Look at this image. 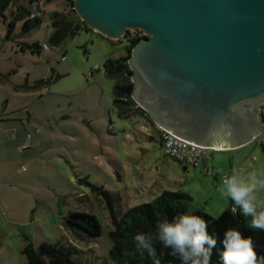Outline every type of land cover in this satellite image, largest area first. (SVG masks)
I'll return each mask as SVG.
<instances>
[{
	"label": "rangeland",
	"instance_id": "obj_1",
	"mask_svg": "<svg viewBox=\"0 0 264 264\" xmlns=\"http://www.w3.org/2000/svg\"><path fill=\"white\" fill-rule=\"evenodd\" d=\"M17 4L30 8L27 0H16L0 20V264H26L25 235L35 248L42 242L71 246L77 261H110L109 210L83 178L113 195L117 215L169 189L185 191L191 208L217 216L228 204L222 176L233 168L246 175L263 171L264 131L239 147L213 150L205 172L164 154L144 112L118 114L114 80L103 64L126 55L139 30L110 39L76 17L81 27L50 45L51 14H76L70 0H53L39 2L37 26L23 32L18 21L7 38L6 22ZM33 42L48 49L19 48ZM42 79L48 82L38 85ZM77 210L97 217L98 236L67 225V215Z\"/></svg>",
	"mask_w": 264,
	"mask_h": 264
},
{
	"label": "water",
	"instance_id": "obj_2",
	"mask_svg": "<svg viewBox=\"0 0 264 264\" xmlns=\"http://www.w3.org/2000/svg\"><path fill=\"white\" fill-rule=\"evenodd\" d=\"M110 39L144 37L127 62L131 97L158 126L199 146L239 147L263 130L264 0H72Z\"/></svg>",
	"mask_w": 264,
	"mask_h": 264
},
{
	"label": "trees",
	"instance_id": "obj_3",
	"mask_svg": "<svg viewBox=\"0 0 264 264\" xmlns=\"http://www.w3.org/2000/svg\"><path fill=\"white\" fill-rule=\"evenodd\" d=\"M15 1L0 0V20H4L6 9ZM40 1L48 3L53 0H27L30 8L22 4L15 6L6 22L7 38H9L18 21H22L21 29L23 32L32 29L42 21L41 11L38 9ZM70 1L72 2V0ZM33 13L34 15H32ZM76 17H78L77 14H74L73 17H66L53 12L49 21L48 43L56 46L63 42L66 37L73 35L81 27ZM81 22L86 28L88 27L82 20ZM142 37L144 35L141 34V31H137L126 46V55L117 59L108 58L103 64L105 74L114 80L112 104L122 117L133 114L137 110L144 112L149 117L131 97L133 84L130 78L131 69L127 62L132 46ZM19 48L23 51L28 49L31 53H39L42 46L37 42L21 43ZM45 82H48V79L39 80L37 83L39 85ZM155 127L161 145L160 130L156 125ZM83 180L90 184L92 189L99 191L98 193L105 198L112 222V229L109 231L112 242L108 251L110 261L95 264H155L156 260H159L160 264H179V257L173 255L171 249L164 247L155 237L156 225L159 219L164 217L171 219L173 215L189 209H192L194 214L203 217L208 223L209 233L215 235L217 243L212 250L213 260L218 261L219 259L220 252L223 249L221 243L223 232L229 227H238L245 235L251 236L258 256L264 255V230L252 228L250 226L251 217L245 216L238 206H234L230 199H228V205L217 216H213L203 207L191 208V196L185 191L164 189L152 200L131 206L117 215L114 211L113 195L101 186L89 183L86 178H83ZM66 223L89 236H98L101 233L97 217L89 212L72 211L67 215ZM137 232L153 235L152 246L154 252L150 254L147 250L141 252L135 249L132 237ZM24 239L26 243L21 252L25 255L26 264H94L75 260L73 257L74 251L69 245L42 242L35 248L28 236L25 235Z\"/></svg>",
	"mask_w": 264,
	"mask_h": 264
},
{
	"label": "clouds",
	"instance_id": "obj_4",
	"mask_svg": "<svg viewBox=\"0 0 264 264\" xmlns=\"http://www.w3.org/2000/svg\"><path fill=\"white\" fill-rule=\"evenodd\" d=\"M220 192L245 216L251 217L252 228L264 230V171L246 175L233 168L222 176ZM155 237L179 257V264H264V255L258 256L251 236L245 235L238 227L224 230L223 249L218 261L213 260L212 250L217 243L215 235L209 233L206 220L194 214L192 209L177 213L171 219H159ZM132 240L137 251L154 252L152 234L137 232ZM155 264H160L159 260Z\"/></svg>",
	"mask_w": 264,
	"mask_h": 264
},
{
	"label": "built area",
	"instance_id": "obj_5",
	"mask_svg": "<svg viewBox=\"0 0 264 264\" xmlns=\"http://www.w3.org/2000/svg\"><path fill=\"white\" fill-rule=\"evenodd\" d=\"M32 15H34V13ZM42 48L48 49V44L44 43L42 45ZM260 121L261 128L264 131V112H262L261 114ZM158 128L160 130L161 147L164 154L181 162L183 165L186 166L203 165L202 170L208 172V168L206 166L208 164V155L216 148L199 146L170 132L165 128Z\"/></svg>",
	"mask_w": 264,
	"mask_h": 264
},
{
	"label": "crops",
	"instance_id": "obj_6",
	"mask_svg": "<svg viewBox=\"0 0 264 264\" xmlns=\"http://www.w3.org/2000/svg\"><path fill=\"white\" fill-rule=\"evenodd\" d=\"M209 164V160L207 161ZM208 164L206 165L208 167ZM183 168H186L185 166H183ZM203 168V165L201 166V169ZM228 205V204H227Z\"/></svg>",
	"mask_w": 264,
	"mask_h": 264
}]
</instances>
